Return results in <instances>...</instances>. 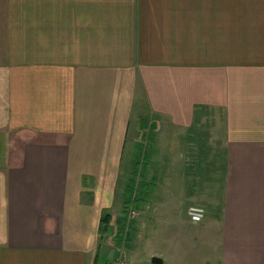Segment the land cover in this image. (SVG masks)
<instances>
[{
    "label": "crops",
    "instance_id": "0c3cea01",
    "mask_svg": "<svg viewBox=\"0 0 264 264\" xmlns=\"http://www.w3.org/2000/svg\"><path fill=\"white\" fill-rule=\"evenodd\" d=\"M204 115L223 205L203 224L165 207L194 234L161 226L158 257L264 264V0H0V264H104L143 118L173 147Z\"/></svg>",
    "mask_w": 264,
    "mask_h": 264
},
{
    "label": "rangeland",
    "instance_id": "374dc122",
    "mask_svg": "<svg viewBox=\"0 0 264 264\" xmlns=\"http://www.w3.org/2000/svg\"><path fill=\"white\" fill-rule=\"evenodd\" d=\"M143 119L145 128L138 129L134 147L129 150L127 145L126 156L129 150L130 162L127 163L126 158L123 164L127 184L121 185L120 202L113 210L115 216L110 234L102 241L104 264H146L151 262V256L166 255L161 238L166 232H162L161 226L170 233L192 238V226L176 227L179 225L176 218H190V207L209 210L223 205L224 149L221 147L222 131L216 127L219 125L217 118L204 115L201 124L196 125L199 130L194 127L178 133L173 147L169 145L171 140H162L164 132L159 130V122H156L157 127L153 125L154 119L147 116ZM129 186L136 191L134 198L142 200L139 210L126 211L125 203L131 196ZM165 207H172L178 213L175 220L171 218L175 214L170 213L160 221ZM206 231L207 226L200 229L202 235H206ZM198 247L199 250L189 255L200 259H184L179 254L166 264H191L192 261L213 264L207 245L199 243Z\"/></svg>",
    "mask_w": 264,
    "mask_h": 264
},
{
    "label": "trees",
    "instance_id": "16d2710c",
    "mask_svg": "<svg viewBox=\"0 0 264 264\" xmlns=\"http://www.w3.org/2000/svg\"><path fill=\"white\" fill-rule=\"evenodd\" d=\"M143 125H144V121H143ZM128 191L131 194V196L125 203L126 211H129L130 209L139 210L140 208H142L141 207L142 200L141 199L136 200V198H134L136 195V191H134V189L130 186L128 188ZM112 222H113V218L110 214L105 213L102 216L101 224H100V234H101L102 239H105L107 236H109L110 231H111ZM131 226L134 227V223L131 224Z\"/></svg>",
    "mask_w": 264,
    "mask_h": 264
},
{
    "label": "built area",
    "instance_id": "2783aa9c",
    "mask_svg": "<svg viewBox=\"0 0 264 264\" xmlns=\"http://www.w3.org/2000/svg\"><path fill=\"white\" fill-rule=\"evenodd\" d=\"M134 214L136 212H133ZM205 208L204 207H200V206H196V207H190L189 211H188V215L190 217V220L193 223H200L204 220L205 218ZM121 264H123V262H120Z\"/></svg>",
    "mask_w": 264,
    "mask_h": 264
},
{
    "label": "water",
    "instance_id": "95a60500",
    "mask_svg": "<svg viewBox=\"0 0 264 264\" xmlns=\"http://www.w3.org/2000/svg\"><path fill=\"white\" fill-rule=\"evenodd\" d=\"M151 262L152 264H163V259L158 256H153Z\"/></svg>",
    "mask_w": 264,
    "mask_h": 264
}]
</instances>
